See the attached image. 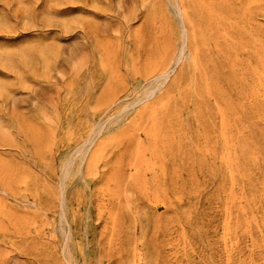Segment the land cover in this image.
Segmentation results:
<instances>
[{
	"label": "rangeland",
	"instance_id": "1",
	"mask_svg": "<svg viewBox=\"0 0 264 264\" xmlns=\"http://www.w3.org/2000/svg\"><path fill=\"white\" fill-rule=\"evenodd\" d=\"M0 264H264V0H0Z\"/></svg>",
	"mask_w": 264,
	"mask_h": 264
},
{
	"label": "bare ground",
	"instance_id": "2",
	"mask_svg": "<svg viewBox=\"0 0 264 264\" xmlns=\"http://www.w3.org/2000/svg\"><path fill=\"white\" fill-rule=\"evenodd\" d=\"M178 8H179V6H178ZM181 8V7H180ZM179 12H180V10H178ZM178 12V13H179ZM181 13H182V11H181ZM181 16H182V14H180ZM183 22V21H182ZM184 35V34H183ZM183 39H185V37L183 36V38H182V41H183ZM185 42V41H184ZM183 44V43H182ZM186 50H187V48H186ZM184 52H185V50H184ZM181 53V52H180ZM186 53V52H185ZM167 73H170V72H167ZM165 75H166V73H165ZM168 78V77H167ZM163 81H165V80H163ZM152 94H149V95H147V97H150ZM69 165V164H68ZM68 171V170H67ZM62 199V198H61ZM63 213H64V211H63ZM61 215H63V214H61ZM65 223V222H64Z\"/></svg>",
	"mask_w": 264,
	"mask_h": 264
}]
</instances>
